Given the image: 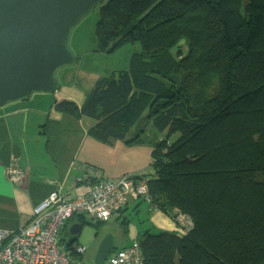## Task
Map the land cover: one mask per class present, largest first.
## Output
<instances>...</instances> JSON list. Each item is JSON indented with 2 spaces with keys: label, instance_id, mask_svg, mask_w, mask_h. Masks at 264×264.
<instances>
[{
  "label": "trees",
  "instance_id": "1",
  "mask_svg": "<svg viewBox=\"0 0 264 264\" xmlns=\"http://www.w3.org/2000/svg\"><path fill=\"white\" fill-rule=\"evenodd\" d=\"M96 5L95 52L125 43L140 51L126 70L98 77L80 106H53L92 120L87 135L99 143L152 149L149 169L130 175L146 196L129 202L182 215L191 229L141 230V264H264V0ZM85 171L89 185L104 180ZM68 237L59 245L72 257L77 237Z\"/></svg>",
  "mask_w": 264,
  "mask_h": 264
},
{
  "label": "crops",
  "instance_id": "2",
  "mask_svg": "<svg viewBox=\"0 0 264 264\" xmlns=\"http://www.w3.org/2000/svg\"><path fill=\"white\" fill-rule=\"evenodd\" d=\"M60 100L71 98L56 93L50 98L47 93L36 92L0 107V230L14 231L26 225L34 206L54 190L70 198L85 195L89 189L85 181L87 167L96 168L104 180L114 181L124 175L144 173L150 167V147H129L118 141L107 146L91 139L87 129L93 121L57 112L53 103ZM15 163L24 174L19 185L6 176ZM130 216H139L140 220L133 222ZM125 217H129L126 232L120 224ZM79 219L68 221L59 232L60 240H68L70 227L80 224ZM100 225L105 226V231L95 237V252L106 234L113 236L116 250L129 247L143 229L184 235L170 218L140 202H129L123 212Z\"/></svg>",
  "mask_w": 264,
  "mask_h": 264
},
{
  "label": "water",
  "instance_id": "3",
  "mask_svg": "<svg viewBox=\"0 0 264 264\" xmlns=\"http://www.w3.org/2000/svg\"><path fill=\"white\" fill-rule=\"evenodd\" d=\"M103 0H0V107L32 93H55V70L73 60L65 46L77 19ZM82 225L69 229L78 237ZM114 249L106 234L93 264H105Z\"/></svg>",
  "mask_w": 264,
  "mask_h": 264
},
{
  "label": "built area",
  "instance_id": "4",
  "mask_svg": "<svg viewBox=\"0 0 264 264\" xmlns=\"http://www.w3.org/2000/svg\"><path fill=\"white\" fill-rule=\"evenodd\" d=\"M6 176L11 183L19 185L24 174L15 163ZM146 192L144 182L133 183L130 175L89 185L85 195L75 198L54 190L34 206L26 225L14 231L0 230V264H84L83 246L75 245L72 257L61 249V229L73 217L90 223H107L129 200L146 196ZM173 223L183 234L191 229V222L182 215H177ZM105 264H141L138 242L117 250L107 257Z\"/></svg>",
  "mask_w": 264,
  "mask_h": 264
},
{
  "label": "rangeland",
  "instance_id": "5",
  "mask_svg": "<svg viewBox=\"0 0 264 264\" xmlns=\"http://www.w3.org/2000/svg\"><path fill=\"white\" fill-rule=\"evenodd\" d=\"M98 11V5L95 4L70 28L65 46L73 56V60L57 68L53 74L55 93L59 96L70 97L71 101L73 99L76 103L83 101L86 92L91 89L96 78L126 70L131 55L140 51L138 43H125L112 53L95 52L94 25ZM55 93L47 94L51 98ZM130 219L133 222L140 220L139 216H130ZM104 227L101 225L99 229L91 225L83 227L75 243L86 249L83 255L84 264H93L95 237L98 233H104Z\"/></svg>",
  "mask_w": 264,
  "mask_h": 264
}]
</instances>
